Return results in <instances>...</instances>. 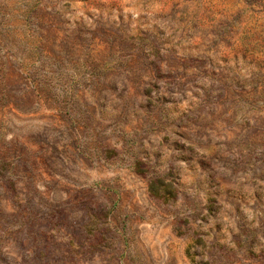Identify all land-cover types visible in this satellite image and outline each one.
<instances>
[{
    "label": "rangeland",
    "instance_id": "obj_1",
    "mask_svg": "<svg viewBox=\"0 0 264 264\" xmlns=\"http://www.w3.org/2000/svg\"><path fill=\"white\" fill-rule=\"evenodd\" d=\"M0 264H264V0H0Z\"/></svg>",
    "mask_w": 264,
    "mask_h": 264
}]
</instances>
